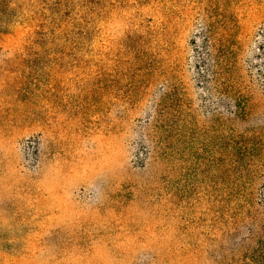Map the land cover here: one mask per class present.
Returning a JSON list of instances; mask_svg holds the SVG:
<instances>
[{
  "label": "rangeland",
  "instance_id": "374dc122",
  "mask_svg": "<svg viewBox=\"0 0 264 264\" xmlns=\"http://www.w3.org/2000/svg\"><path fill=\"white\" fill-rule=\"evenodd\" d=\"M264 0H0V264H264Z\"/></svg>",
  "mask_w": 264,
  "mask_h": 264
},
{
  "label": "trees",
  "instance_id": "16d2710c",
  "mask_svg": "<svg viewBox=\"0 0 264 264\" xmlns=\"http://www.w3.org/2000/svg\"><path fill=\"white\" fill-rule=\"evenodd\" d=\"M252 258L255 260V262H258L260 259L264 258V239L260 241V248Z\"/></svg>",
  "mask_w": 264,
  "mask_h": 264
}]
</instances>
